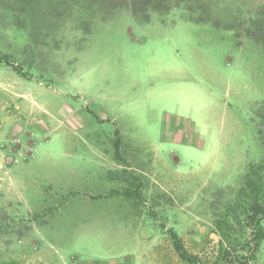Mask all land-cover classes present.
<instances>
[{
	"label": "rangeland",
	"instance_id": "rangeland-1",
	"mask_svg": "<svg viewBox=\"0 0 264 264\" xmlns=\"http://www.w3.org/2000/svg\"><path fill=\"white\" fill-rule=\"evenodd\" d=\"M143 2L0 0V264H184L170 230L217 258L264 162V0Z\"/></svg>",
	"mask_w": 264,
	"mask_h": 264
},
{
	"label": "trees",
	"instance_id": "trees-1",
	"mask_svg": "<svg viewBox=\"0 0 264 264\" xmlns=\"http://www.w3.org/2000/svg\"><path fill=\"white\" fill-rule=\"evenodd\" d=\"M166 2L167 0H145L143 3L153 10H162V5ZM132 7L136 13L141 11L135 6ZM142 11H145V7H142ZM0 64L16 69L21 67L9 56L1 53ZM118 133L117 131L116 159L122 160ZM121 195L135 199L132 193L127 191ZM231 208L230 213L227 212L223 219L215 222L220 240L214 261L203 260L198 255L189 253L180 236L170 230L174 249L184 264H255L257 253L264 241V162L250 166Z\"/></svg>",
	"mask_w": 264,
	"mask_h": 264
}]
</instances>
